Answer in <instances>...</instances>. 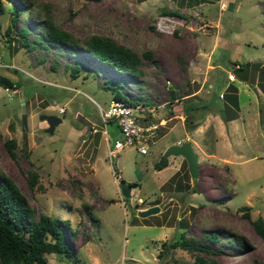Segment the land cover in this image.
<instances>
[{
	"label": "rangeland",
	"instance_id": "374dc122",
	"mask_svg": "<svg viewBox=\"0 0 264 264\" xmlns=\"http://www.w3.org/2000/svg\"><path fill=\"white\" fill-rule=\"evenodd\" d=\"M0 1V76L19 83L0 86V173L37 214L69 221L71 254H49L48 264H189L196 256L206 264H264V239L240 211L247 207L251 220L264 223L263 74L254 66L245 75L249 85L233 64L258 61L264 69V0H34L50 3L55 23L80 39L104 35L139 55L151 50L131 76L97 61L84 45L44 47L42 20L29 2ZM170 10L179 15L164 14ZM117 82L145 110L143 123L160 125L147 154L130 144L110 160L107 145L120 134L101 109L113 101L104 87ZM230 84L238 107L221 96L232 93ZM42 114L60 119L52 134ZM6 139L17 142L14 158ZM177 141L193 145L196 179L182 177L188 168L181 156L155 168ZM30 171L38 176L33 189ZM176 173L180 190L171 181ZM119 184L130 187L129 198ZM153 206L158 211L145 218L132 212ZM185 239L210 251L161 254L163 242Z\"/></svg>",
	"mask_w": 264,
	"mask_h": 264
},
{
	"label": "trees",
	"instance_id": "16d2710c",
	"mask_svg": "<svg viewBox=\"0 0 264 264\" xmlns=\"http://www.w3.org/2000/svg\"><path fill=\"white\" fill-rule=\"evenodd\" d=\"M22 2H29V8L31 7L36 18L42 20L41 25L44 27L43 38L46 40L44 44L41 40V45L63 46L68 48H76L79 45H84L89 54L97 61L107 63L112 68L120 73L126 75H133L137 68L142 64L143 58H151L152 51L147 50L142 55H139L133 49L120 44L116 39L104 36V35H85L83 38H78L72 33L62 29L57 25L52 16V7L50 3L46 2H34V0H20ZM4 12L3 4L0 1V14ZM165 15L178 16V12L174 10L164 11ZM20 11L14 10V18L12 23L19 18ZM8 34V31H6ZM24 32L21 33L23 36ZM10 42V39L8 37ZM235 69L240 74V79H246L245 75L251 74L252 68L257 70L258 73L262 71V77L264 81V69L260 62L239 63L235 61L233 63ZM258 66V67H257ZM78 68L75 67L71 71L72 78H77L76 73ZM139 73V72H138ZM261 77V78H262ZM109 81V80H108ZM262 81V82H263ZM121 83H115L114 86L107 84L104 89L113 90V101L122 102L125 104L136 105V102H131L121 91ZM0 86L4 88L18 89L19 83L13 82L7 77L0 76ZM228 89L232 90V93L222 96L225 97L230 104L238 107V95L235 86L230 84ZM263 91V90H262ZM264 92V91H263ZM192 95L190 97H194ZM173 102V101H172ZM171 102V103H172ZM189 109L197 110L198 107H186L185 113ZM188 119V125L193 123V120L189 115H185V120ZM107 124L115 126L116 130L120 134V130L115 119H110ZM189 128V127H188ZM190 129V128H189ZM4 145L10 155L14 158V149L17 146L15 139H6ZM26 142L23 143L22 152H25ZM26 154V153H25ZM28 155V154H26ZM186 161L184 162V166ZM167 166V159L155 163V168L161 170ZM176 173L171 181L176 182L175 188L180 190L181 178ZM183 178H189L188 171L186 170ZM37 174L30 171L28 176V186L33 189L37 181ZM171 183V182H169ZM83 209L87 211V206ZM240 211L243 215L252 222L256 233L264 239V223L261 218L251 220L248 208H241ZM89 219L91 216L88 215ZM161 226V225H159ZM180 228H185V224H182ZM67 230H71L69 221H64L57 217H51L45 213H38L32 208L26 196L19 190L14 181L6 176L4 173H0V264H48L46 256L49 254H57L64 257H69L71 254L68 246ZM210 237L215 238V234H211ZM242 238L236 236L235 242L237 245L242 246ZM161 254L172 248H181L183 250L194 249L196 251H210L195 243L192 239H185L179 243H166L161 244ZM214 263V261H210ZM189 264H206V260L202 256H196L195 259Z\"/></svg>",
	"mask_w": 264,
	"mask_h": 264
},
{
	"label": "built area",
	"instance_id": "2783aa9c",
	"mask_svg": "<svg viewBox=\"0 0 264 264\" xmlns=\"http://www.w3.org/2000/svg\"><path fill=\"white\" fill-rule=\"evenodd\" d=\"M59 112L63 113L64 109H59ZM144 112L145 110L139 105L116 101H112L106 110L101 109L103 121L115 119L120 130V138L115 139L113 145L108 149L107 153L110 160L118 156L121 150L130 144H134L141 154H147L146 145L155 136L156 129L160 124H144ZM180 143L178 142V144Z\"/></svg>",
	"mask_w": 264,
	"mask_h": 264
},
{
	"label": "water",
	"instance_id": "95a60500",
	"mask_svg": "<svg viewBox=\"0 0 264 264\" xmlns=\"http://www.w3.org/2000/svg\"><path fill=\"white\" fill-rule=\"evenodd\" d=\"M41 120H44L48 124V128L46 131L48 133H53L55 126L60 122V119L53 115L48 114H42L40 116ZM169 156H181L184 158L187 164L189 175L192 179H196L199 175V169H198V156L193 149L190 142H183L181 144H172L170 145L164 152V157L167 158ZM120 193L123 197L129 198L131 189L127 184H121L120 187ZM158 211L157 206L148 207L145 210H139L132 209V212L145 218L149 215H152Z\"/></svg>",
	"mask_w": 264,
	"mask_h": 264
},
{
	"label": "crops",
	"instance_id": "0c3cea01",
	"mask_svg": "<svg viewBox=\"0 0 264 264\" xmlns=\"http://www.w3.org/2000/svg\"><path fill=\"white\" fill-rule=\"evenodd\" d=\"M240 78V77H239ZM241 80H243L245 83H247V84H249V82L247 81V80H245V79H241ZM250 85V84H249ZM252 85V84H251ZM252 86H254V85H252ZM255 88V87H254ZM255 91H257V89L255 88ZM258 92V91H257ZM208 116H212V114H210V115H206V122L207 121H209V117ZM208 117V118H207ZM240 118H241V116H240ZM243 118V117H242ZM235 119L234 118H228L227 119V121H230V122H232V121H234ZM243 120H244V118H243ZM196 129H199V128H196ZM107 134V133H106ZM178 142H181V141H177V144H178ZM192 145V144H191ZM108 147H107V149H109L112 145H110L109 143H108V145H107ZM192 147H193V145H192ZM193 149H194V147H193ZM198 156V155H197ZM119 187H120V184H119ZM145 209H147V208H145ZM145 209H142V210H145Z\"/></svg>",
	"mask_w": 264,
	"mask_h": 264
}]
</instances>
